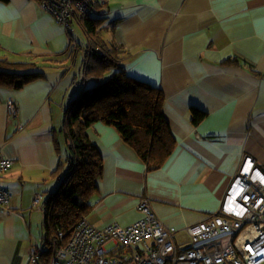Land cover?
I'll return each mask as SVG.
<instances>
[{"label": "crops", "instance_id": "crops-1", "mask_svg": "<svg viewBox=\"0 0 264 264\" xmlns=\"http://www.w3.org/2000/svg\"><path fill=\"white\" fill-rule=\"evenodd\" d=\"M97 1L102 39L119 50L129 78L160 91L175 147L151 169L117 130L94 124L88 135L104 167L85 218L99 229L130 226L149 199L167 227L204 222L220 209L245 155L264 171V0ZM74 40L36 1L0 2V59L39 67L42 57L53 60L44 79L21 89L0 86V154L13 161L0 174V188L12 195L9 209H0V264L30 258L33 224L43 219V227L45 218L34 197L42 194L44 203L58 187L51 174L60 163L56 145L64 149L65 108L73 86L91 84L83 64L87 41ZM9 101L19 118L9 115ZM194 109L206 114L198 125Z\"/></svg>", "mask_w": 264, "mask_h": 264}, {"label": "trees", "instance_id": "trees-1", "mask_svg": "<svg viewBox=\"0 0 264 264\" xmlns=\"http://www.w3.org/2000/svg\"><path fill=\"white\" fill-rule=\"evenodd\" d=\"M33 1L43 5L45 0ZM0 2L8 4L10 0ZM104 22L99 4L95 15L84 16L77 22L87 38L83 50L85 80L93 87H83L65 108L61 129L64 149L56 145L60 163L51 174L59 183L43 203L45 235L38 264H50L58 233L64 232L68 239L77 223L93 208L92 199L98 194V179L104 167L102 154L88 135L94 124L103 122L117 130L151 169L162 167L175 147L163 115L160 91L126 75L119 50L109 47L101 37ZM74 49L75 59L79 52ZM42 60L46 66L53 62L43 57ZM38 62L14 63L0 59V86L21 89L44 79L45 71L38 69H44L45 65L39 67ZM205 116L204 112L194 109L192 121L198 125Z\"/></svg>", "mask_w": 264, "mask_h": 264}, {"label": "built area", "instance_id": "built-area-1", "mask_svg": "<svg viewBox=\"0 0 264 264\" xmlns=\"http://www.w3.org/2000/svg\"><path fill=\"white\" fill-rule=\"evenodd\" d=\"M43 6L73 40V21L95 15L97 0H45ZM8 112L19 118L16 103ZM13 161L0 154V174ZM12 195L0 188V209H9ZM33 208L44 211L43 195ZM142 218L130 226H92L86 218L67 239L60 231L50 264H264V171L245 155L232 178L220 209L206 221L184 228L167 227L155 215L149 199L139 205ZM30 260L38 264L43 248L32 245Z\"/></svg>", "mask_w": 264, "mask_h": 264}, {"label": "rangeland", "instance_id": "rangeland-1", "mask_svg": "<svg viewBox=\"0 0 264 264\" xmlns=\"http://www.w3.org/2000/svg\"><path fill=\"white\" fill-rule=\"evenodd\" d=\"M73 30H74V37L73 39H75L76 41H79L80 44H83L84 42H86V37L84 35V32L81 28V26L75 21H73ZM74 40V41H75ZM39 71H45L46 72V68H42V69H38ZM47 73H49V71H47ZM70 76H73V73L70 72L69 73ZM82 80V79H81ZM85 86V85H84ZM83 85L80 86L79 85H76V86H73L72 88V92L75 93L74 96H76L78 94V92L84 87ZM93 85L92 84H89L88 88H92ZM38 215H41L38 213ZM45 219V218H44ZM38 220V221H36ZM42 220L43 219H35V224H33V227H32V233L34 234L33 236V239H34V243L33 245H36V242H40V240L44 237L45 235V231H44V227L41 226L42 224ZM40 244V243H39ZM44 247V246H43ZM24 264H33L29 258V255H28V260H25V263Z\"/></svg>", "mask_w": 264, "mask_h": 264}]
</instances>
